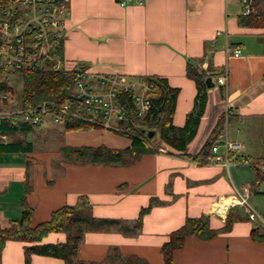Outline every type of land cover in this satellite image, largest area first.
<instances>
[{
	"label": "crops",
	"instance_id": "crops-1",
	"mask_svg": "<svg viewBox=\"0 0 264 264\" xmlns=\"http://www.w3.org/2000/svg\"><path fill=\"white\" fill-rule=\"evenodd\" d=\"M240 13L241 0H134L125 6L118 0H71L66 67L83 64L102 74L166 79L179 89L173 118L177 126L185 124L197 94L196 82L186 74L188 61L211 57L215 72L226 74L227 81L210 87L205 113L186 153L197 154L221 131L244 144V150L231 156L232 161L243 162L227 166L207 158L200 164L162 143L156 152L144 153L129 164H87L63 158L60 147L124 149L131 139L102 129L65 131L63 124L0 131L1 225L7 227L11 219L20 218L26 185L31 187L27 200L34 209V224L48 220L65 204H78L82 196L95 216L125 221L137 219L142 208L156 199L137 235L87 232L79 257L108 262L117 250L122 258L138 256L149 264H164L161 248L187 217L208 214L211 227L218 229L233 209L247 219L208 240L188 237L175 251L173 264H264V241L251 236L257 221L264 226V194L252 187L256 163L264 156V26L240 24ZM236 46L241 50L238 56ZM17 142L21 143L12 151L2 149L1 144ZM243 195L259 220L249 219L246 207L237 202ZM233 196L237 200L224 211L225 199ZM66 237L50 233L43 243ZM24 246L8 241L1 264H25ZM32 264L64 261L34 254Z\"/></svg>",
	"mask_w": 264,
	"mask_h": 264
},
{
	"label": "trees",
	"instance_id": "trees-1",
	"mask_svg": "<svg viewBox=\"0 0 264 264\" xmlns=\"http://www.w3.org/2000/svg\"><path fill=\"white\" fill-rule=\"evenodd\" d=\"M255 12L250 15L239 14V23L248 26H264V0H253ZM66 38V37H65ZM3 68L0 67V74ZM76 70L62 71H24L20 75L23 80L21 91V105L39 106L43 102H56L58 104L72 101L73 86L76 79ZM186 74L197 85L194 106L187 114L183 126H177L173 122L179 89L170 86L166 79L158 75L140 77L139 80L152 81L155 90L151 92V109L143 118L135 114V108L130 96H123L129 100V112L125 119L119 122L120 131H115L131 139V145L124 149L111 148L106 145L99 146H62L60 154L67 160H75L87 164L120 165L129 164L138 159L144 153L156 152L164 143L172 148L185 152V155L197 163L204 164L208 156L212 154V146L218 140L219 131L208 140L201 150L195 154H187L188 144L195 138L200 121L205 113L210 87L209 83H216L219 75L212 66L211 57L199 60H189ZM13 89L6 81H0V93L10 96ZM8 97L2 99L0 105L8 103ZM65 131L102 129L101 126L81 120L80 118H65L61 123ZM42 128L39 125L14 126L7 116L0 115V131L14 133L16 130L23 132ZM155 130L156 135L149 138L147 132ZM158 137V143L152 140ZM17 143L1 144L2 149L12 151L17 148ZM234 153H230L233 156ZM264 159V156H263ZM255 180L253 190L264 194V171L255 168ZM31 187L26 185L25 194L21 198L22 214L20 218L11 219L7 227L0 223V264L2 254L8 241L24 242L25 264H32V255L38 254L60 258L64 264H149L138 256L122 258L117 250H114L109 261H86L79 257V249L87 232L117 231L125 235H137L143 225V219L154 204L152 199L147 207L142 208L137 219L125 221L117 218L97 217L92 212L90 202L84 196L76 205L65 204L55 209L48 220L34 224V209L29 205L27 195ZM249 218V216H248ZM247 219L240 211L230 210L226 224L218 229L210 225V216L202 214L198 217H187L185 223L171 232L169 240L161 248L164 264H173L174 253L182 249L190 236L203 240L211 239L220 233L228 232L236 221ZM250 219V218H249ZM65 233L66 240L57 243H43L50 233ZM251 236L258 241H264V226L256 222Z\"/></svg>",
	"mask_w": 264,
	"mask_h": 264
},
{
	"label": "built area",
	"instance_id": "built-area-1",
	"mask_svg": "<svg viewBox=\"0 0 264 264\" xmlns=\"http://www.w3.org/2000/svg\"><path fill=\"white\" fill-rule=\"evenodd\" d=\"M134 0H118L125 6ZM255 12L253 0H241V14ZM71 13V0H0V67L1 81L9 83L12 74L24 71H62L66 67L64 42L66 24ZM239 46L234 54L240 55ZM72 101L58 104L43 102L39 106L27 104L19 109L6 108L0 115L7 116L14 126L39 125L47 127L61 124L65 118H80L105 129L120 131L119 122L129 112L130 96L135 114L143 118L151 109L150 94L155 90L152 81L136 80L121 73L102 74L91 71L88 65L77 64ZM227 75L217 78L219 84H226ZM2 99L8 96L0 93ZM3 102V101H2ZM4 104V103H3ZM230 114V111L227 112ZM208 158L215 163L239 164L232 161L230 153L244 150L241 141L231 140L227 133L219 132ZM264 171V159L256 163ZM235 197V196H233ZM236 198V197H235ZM237 200V199H236ZM237 202L246 207L251 220L260 217L248 205L243 195ZM221 202L216 203L219 211ZM228 211V210H227Z\"/></svg>",
	"mask_w": 264,
	"mask_h": 264
},
{
	"label": "rangeland",
	"instance_id": "rangeland-1",
	"mask_svg": "<svg viewBox=\"0 0 264 264\" xmlns=\"http://www.w3.org/2000/svg\"><path fill=\"white\" fill-rule=\"evenodd\" d=\"M129 76V75H128ZM131 77L132 79H136L135 77H132V76H129ZM3 79V75H0V81ZM11 88L13 89V93L8 96V103L7 104H3V102L1 103L0 105V109L2 110H5L6 108H12L14 110L16 109H19L21 108V91H22V86H23V80H22V77L20 74H12L10 76V79H9V83H8ZM7 110V109H6ZM3 111L0 110V114L2 113ZM102 131H105V132H109V133H115V134H118V135H121L111 129H105V128H102ZM124 136V135H122ZM158 137H156L155 139H153L152 141L155 142V143H158L156 141ZM48 147H51V146H48Z\"/></svg>",
	"mask_w": 264,
	"mask_h": 264
},
{
	"label": "water",
	"instance_id": "water-1",
	"mask_svg": "<svg viewBox=\"0 0 264 264\" xmlns=\"http://www.w3.org/2000/svg\"><path fill=\"white\" fill-rule=\"evenodd\" d=\"M208 86H209V87H212V86H214V83H209ZM147 134H148V137H149V138H153V137H155V135H156V131H155V130H150V131L147 132ZM156 141L159 142L160 139L157 138Z\"/></svg>",
	"mask_w": 264,
	"mask_h": 264
},
{
	"label": "bare ground",
	"instance_id": "bare-ground-1",
	"mask_svg": "<svg viewBox=\"0 0 264 264\" xmlns=\"http://www.w3.org/2000/svg\"><path fill=\"white\" fill-rule=\"evenodd\" d=\"M236 201V198H229V199H225V207H224V211L228 210V206L230 204H232L233 202Z\"/></svg>",
	"mask_w": 264,
	"mask_h": 264
}]
</instances>
